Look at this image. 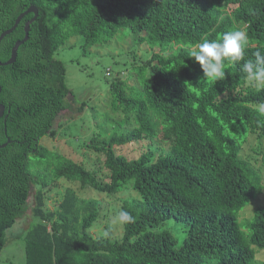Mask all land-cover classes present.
Segmentation results:
<instances>
[{"label":"trees","instance_id":"trees-1","mask_svg":"<svg viewBox=\"0 0 264 264\" xmlns=\"http://www.w3.org/2000/svg\"><path fill=\"white\" fill-rule=\"evenodd\" d=\"M29 6L37 17L28 39L15 62L0 67V145L9 140L0 148V252L35 186L24 264H264L257 262L264 207L239 223L264 188V84H246L243 70L256 51L264 56V0H0V34ZM32 16L0 41L1 63ZM124 28L135 43L162 49L129 70L138 88L110 83L105 119L77 144L101 162L85 166L40 143L56 135L54 121L72 100L54 53L71 37L83 36L88 48ZM234 30L247 34L244 59H225V77L206 79L191 52ZM138 142L144 150L136 157L117 152ZM56 181L64 192L48 210L46 192ZM90 190L133 193L118 210L134 218L120 241L108 226L107 237L90 233L102 209ZM171 219L187 226L180 244L166 227Z\"/></svg>","mask_w":264,"mask_h":264},{"label":"rangeland","instance_id":"rangeland-1","mask_svg":"<svg viewBox=\"0 0 264 264\" xmlns=\"http://www.w3.org/2000/svg\"><path fill=\"white\" fill-rule=\"evenodd\" d=\"M83 43V36L71 37L54 53V58L64 64L65 83L75 103L68 97L69 109L60 112L54 121L56 135L44 137L40 143L49 149L56 146L60 152L67 154L75 161L82 160L85 166H92L94 163H100L101 158L77 144L90 136L98 121L105 119L104 108L105 103L110 100L108 95L110 83L114 79H118L124 82L125 87L138 88L137 77L134 72L129 70L136 64L146 61L153 52H159L162 47L150 48L146 44L135 43L128 28L120 29L106 44L84 48ZM249 83L247 80L246 84ZM254 85L261 86L262 84ZM82 104H84L83 109L79 110ZM92 117H97V119ZM66 122L69 123L65 125L64 129L61 125L63 126ZM248 148V143H246L243 146L244 153H247ZM143 150V144L138 142L136 145H126L123 150L117 152L128 157H136ZM64 184L63 181H56L50 186L49 191L46 192V209L54 210L56 208L64 192ZM34 192L35 186H32L28 210L16 220L6 233L7 243L0 252V264H24L25 262L22 236L28 225L30 226L34 222L30 211ZM132 195L131 191H126L108 197L106 194H94V191H88L87 196H96L102 207L100 219L92 225L90 233L96 238L101 237L108 226L112 232V240L120 241L123 225L114 224L113 221L119 214L118 210L122 202ZM258 207H264V188L240 212L239 223L243 226L244 221L250 220ZM166 227L180 244L186 236L187 226L183 222L175 223L174 219H171ZM257 262L264 263V249L257 253Z\"/></svg>","mask_w":264,"mask_h":264},{"label":"clouds","instance_id":"clouds-1","mask_svg":"<svg viewBox=\"0 0 264 264\" xmlns=\"http://www.w3.org/2000/svg\"><path fill=\"white\" fill-rule=\"evenodd\" d=\"M248 44L247 34L242 30L228 31L223 34L222 41L204 40L196 45L191 56L203 69L204 76L209 80H222L225 77V59L237 62L244 59L245 48ZM255 62L248 60L243 66L250 83L264 84V56L260 51L254 53ZM260 111L264 114V105L260 106ZM134 222L132 215L121 210L113 223L124 225ZM104 236H109L110 231L106 230Z\"/></svg>","mask_w":264,"mask_h":264},{"label":"water","instance_id":"water-1","mask_svg":"<svg viewBox=\"0 0 264 264\" xmlns=\"http://www.w3.org/2000/svg\"><path fill=\"white\" fill-rule=\"evenodd\" d=\"M32 14V18L28 21H26L24 23L23 26V30H24V37L22 38V40L15 42V44L13 45L11 52H10V56L9 59L6 62L1 63L0 62V67L3 66H8L11 65L15 62L16 59V55H17V50L19 48V46H21L23 43H25L28 39V33H29V28H30V24L36 19L37 17V9L34 6H29L24 12H22L21 14H19L17 16V18L14 21V24L11 28H9L8 30L3 31L0 34V41L6 36L9 35L12 31L15 30V28L17 27V25L20 23V21L26 16ZM1 91V88H0ZM4 113V106L0 104V118L3 116ZM9 143V140H7V142L3 143L0 145V148H4L7 144Z\"/></svg>","mask_w":264,"mask_h":264}]
</instances>
